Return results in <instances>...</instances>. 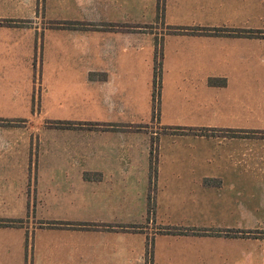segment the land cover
I'll return each mask as SVG.
<instances>
[{"label":"crops","instance_id":"0c3cea01","mask_svg":"<svg viewBox=\"0 0 264 264\" xmlns=\"http://www.w3.org/2000/svg\"><path fill=\"white\" fill-rule=\"evenodd\" d=\"M258 3L164 0L158 16L157 0H0V108L42 83L43 93H61L54 106L82 103L73 117L42 120L0 110V200L3 190H14L23 212H0V264H264V233L243 235L228 225L161 226L147 254V243L131 244L134 230L107 217L26 213L31 199L148 198L152 145L155 188L162 173H186L189 199H264V33L255 32L264 28L249 18L217 21L220 10L253 12ZM48 102L44 109L52 108ZM35 136L52 164H32ZM245 176L257 192L244 191ZM215 243L221 250L213 254Z\"/></svg>","mask_w":264,"mask_h":264},{"label":"rangeland","instance_id":"374dc122","mask_svg":"<svg viewBox=\"0 0 264 264\" xmlns=\"http://www.w3.org/2000/svg\"><path fill=\"white\" fill-rule=\"evenodd\" d=\"M257 8V9H256ZM217 15V14H215ZM215 15H211V20H215ZM231 19L234 21L235 25H238L245 18L250 19L249 25L256 26L258 28H264V0H259L258 6L251 11H237L229 13L227 9L220 10L217 15V21H226ZM164 20V15H163ZM226 27H231L224 24ZM262 30V29H258ZM264 33V31H263ZM21 77V76H20ZM35 84L34 88L31 87L28 91V87L20 90L16 99H20L15 103H9L8 101L0 108L3 113H10L11 116L15 117H27L32 116L33 118H38L40 120L50 117H73L76 115L77 111L81 110L82 103L78 102V106L75 101H70L62 105L54 106L53 99L59 97L61 93H56L54 89L47 88V93H43V86ZM15 94V93H14ZM74 94H68V96H73ZM52 99L50 105L52 108L44 109L43 101L44 98ZM49 102L47 103V105ZM49 106V105H48ZM50 107V106H49ZM37 119V120H38ZM38 134V132H36ZM39 139L40 144L34 145L33 150V160L32 164L38 167H45L48 164H52L51 158L49 156L43 155V142L42 138L35 136V141ZM155 142V141H154ZM153 153V161L155 162V146L151 147ZM155 164H152V170ZM150 178V188L148 191V198L144 197H131L130 201H125V203H111V204H99L94 199L83 197L81 200L76 201L73 204L69 202H62L61 204H51L48 199H41V202L35 200L33 204V199L30 201V207L27 208L26 213H30V216H35L37 219H54L58 217H68L75 216L82 220H94L99 217H107L109 222L117 223L128 227L132 237L130 236L131 244L133 246H138L149 242V247H154V235L161 232L163 229L161 226L169 225H194L197 228H210L215 229L216 226L228 225L229 228L234 229H245L247 226L252 225L257 227L252 230L258 236L264 233V199L253 198L250 199L245 197L241 200L237 198L232 200L230 203H225L221 199L212 196L207 200H202L200 198L189 199L187 196L188 189L191 187L192 180L191 175L186 173H162L161 179L156 181V188L154 187V176ZM261 180V178H259ZM259 179L258 190L260 193L261 183ZM160 182V183H159ZM153 184V185H152ZM163 186L160 194V202H158L157 197V187ZM244 185L246 189L244 191L248 193L257 192L255 189L254 178L244 177ZM260 187V188H259ZM188 188V189H187ZM14 190H3L2 194L4 198L0 200V212L16 213L22 215L23 212L17 209V197ZM162 192H164L162 194ZM241 203V208L243 211H239ZM19 208V207H18ZM237 208V210H236ZM236 210V214H235ZM25 211V209H24ZM225 211L224 220H218L215 217L218 214ZM198 212H203L205 217L212 214V220H192L185 219L182 217H193L198 215ZM13 213V214H14ZM19 216V215H17ZM215 216V217H213ZM222 216V215H221ZM179 217V218H178ZM90 222V221H89ZM195 229V228H194ZM138 231H145L138 232ZM144 233V234H142ZM146 235L148 239L146 242ZM158 240L162 237H158ZM213 254L219 252L221 247L219 244H213ZM150 254V253H149ZM212 254V255H213ZM149 259V258H148ZM150 261V259H149ZM215 260H213L214 262ZM150 264V263H149Z\"/></svg>","mask_w":264,"mask_h":264},{"label":"trees","instance_id":"16d2710c","mask_svg":"<svg viewBox=\"0 0 264 264\" xmlns=\"http://www.w3.org/2000/svg\"><path fill=\"white\" fill-rule=\"evenodd\" d=\"M163 4H164V0H157V14L158 16L161 14V11L163 10ZM64 23L63 25L66 26H70L72 24H75L74 22H62ZM234 32V34H238L241 33L242 30H231ZM257 34H261L263 33V31H255ZM160 48H158V46L156 45V56H155V70H154V82H153V98H154V114L157 113L158 110V102H159V96H160ZM152 149V148H151ZM153 151L151 150L150 154H151V161L153 164V155H152ZM152 175L155 176L156 175V168L154 166V169L152 170ZM3 222H9L8 220H3ZM239 232V231H238ZM243 235L249 234V233H254V231H240ZM147 254L151 253V247H149V242L147 243Z\"/></svg>","mask_w":264,"mask_h":264}]
</instances>
